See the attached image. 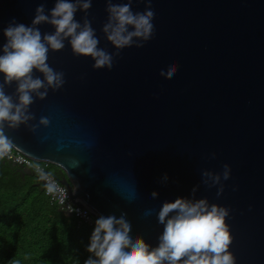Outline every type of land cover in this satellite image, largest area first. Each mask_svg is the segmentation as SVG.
Wrapping results in <instances>:
<instances>
[{
  "label": "water",
  "instance_id": "95a60500",
  "mask_svg": "<svg viewBox=\"0 0 264 264\" xmlns=\"http://www.w3.org/2000/svg\"><path fill=\"white\" fill-rule=\"evenodd\" d=\"M40 4L49 13L55 0H0V48L8 22L31 24ZM148 6L132 0L134 11ZM150 6L152 38L118 54L103 31L107 0L78 10L75 19L91 21L98 47L114 54L113 67L94 68L66 39L47 61L64 73V84L47 88L43 98L33 93L19 121H0V135L21 154L57 167L55 178L74 205L96 216L127 213L134 233L152 246L163 230L156 217L163 202L207 197L229 208L236 264H264V0H152ZM37 27L55 31L47 22ZM172 60L179 67L168 76L161 68ZM16 89L15 82L4 87L14 104ZM206 170L221 173L223 192ZM35 185L43 190V175Z\"/></svg>",
  "mask_w": 264,
  "mask_h": 264
},
{
  "label": "clouds",
  "instance_id": "9594fccd",
  "mask_svg": "<svg viewBox=\"0 0 264 264\" xmlns=\"http://www.w3.org/2000/svg\"><path fill=\"white\" fill-rule=\"evenodd\" d=\"M92 2L55 0L49 13L40 4L31 24L13 18L4 27L6 42L0 48V77L3 78L0 82V121H19L22 112L32 103L33 93L43 98L47 95V88L57 89L64 84V73L54 69L47 61L49 51L62 50L66 39L73 54L94 60V68L113 67L114 54L98 47L99 37L91 21L85 20L82 25L75 19L76 12H86ZM146 4L149 6L145 10L134 11L132 0L120 3L107 0L108 22L103 31L116 49V54L134 44L142 47L152 38L156 13L150 6L152 0H146ZM44 22L53 25L55 31L42 34L37 25ZM178 67V62L172 60L170 65L161 68V72L172 76L177 73ZM34 70L42 73L43 78L34 76ZM13 82L17 85L18 94L15 104L4 91L5 85ZM9 147L8 139L0 135V148L6 150ZM0 155H3L2 151ZM230 174L231 166L225 163L223 179L227 180ZM203 175L211 179L212 185L220 184L218 194L223 192L221 173L206 170ZM164 178L167 179L166 174ZM48 188L53 190L52 185ZM157 195L153 191L152 196ZM151 212V209L146 210L145 215H151ZM228 215L229 208L210 203L207 197H177L165 201L156 213L158 223L163 225L156 246L134 233V221L127 213L100 215L89 238L87 251L90 255L84 264H236L235 256L229 250L232 236L226 223Z\"/></svg>",
  "mask_w": 264,
  "mask_h": 264
},
{
  "label": "trees",
  "instance_id": "16d2710c",
  "mask_svg": "<svg viewBox=\"0 0 264 264\" xmlns=\"http://www.w3.org/2000/svg\"><path fill=\"white\" fill-rule=\"evenodd\" d=\"M47 170L60 177L57 167ZM37 176L0 157V264H84L94 227H77L35 185Z\"/></svg>",
  "mask_w": 264,
  "mask_h": 264
},
{
  "label": "built area",
  "instance_id": "2783aa9c",
  "mask_svg": "<svg viewBox=\"0 0 264 264\" xmlns=\"http://www.w3.org/2000/svg\"><path fill=\"white\" fill-rule=\"evenodd\" d=\"M3 155H0L3 159L11 162L12 164L20 167L30 169L34 174L38 176H44V194L48 197L49 201L59 207L60 210L69 212L71 216L76 219V226L80 227L86 225L89 227L95 226V220L98 216L93 215L86 207L74 205L68 198L67 188L60 185L57 179L45 173L47 171L48 163L36 162L26 155L13 149L11 146L8 149L0 148ZM48 185H52L53 190L49 191ZM74 209V211H72Z\"/></svg>",
  "mask_w": 264,
  "mask_h": 264
}]
</instances>
